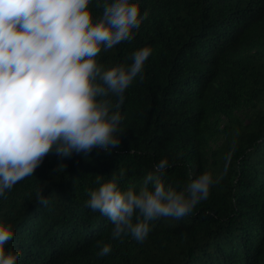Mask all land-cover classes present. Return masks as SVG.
I'll return each instance as SVG.
<instances>
[{"label": "trees", "instance_id": "16d2710c", "mask_svg": "<svg viewBox=\"0 0 264 264\" xmlns=\"http://www.w3.org/2000/svg\"><path fill=\"white\" fill-rule=\"evenodd\" d=\"M103 2L92 0L94 19ZM135 2L148 16L134 39L97 57L131 64L135 50L152 49L143 81L124 93L120 146L47 155L0 197V220L15 233L5 247L21 252L17 264H264V0ZM165 157L166 184L204 170L219 182L190 214L150 222L143 242L112 239L109 219L87 206L97 175L138 192ZM42 187L47 205L36 199ZM100 239L112 247L105 256Z\"/></svg>", "mask_w": 264, "mask_h": 264}, {"label": "clouds", "instance_id": "9594fccd", "mask_svg": "<svg viewBox=\"0 0 264 264\" xmlns=\"http://www.w3.org/2000/svg\"><path fill=\"white\" fill-rule=\"evenodd\" d=\"M91 2L0 0V197L53 152L86 157L94 148L111 154L120 146L124 93L138 76L143 81L152 49L135 50L131 64L105 67L97 57L131 43L148 12L141 14L135 0H104L94 19ZM168 167L166 157L159 160L138 192L119 188L115 175L107 181L97 175L87 206L109 219L112 239L131 235L143 242L150 222L190 214L219 182L204 170L183 186L166 184ZM43 193V187L37 189L36 199L47 205ZM14 235L13 225L0 220V264H17L21 257L5 247ZM95 243L100 256L112 250L104 239Z\"/></svg>", "mask_w": 264, "mask_h": 264}, {"label": "rangeland", "instance_id": "374dc122", "mask_svg": "<svg viewBox=\"0 0 264 264\" xmlns=\"http://www.w3.org/2000/svg\"><path fill=\"white\" fill-rule=\"evenodd\" d=\"M238 117L240 120L247 122L248 118V111L247 109L243 108L238 112Z\"/></svg>", "mask_w": 264, "mask_h": 264}]
</instances>
